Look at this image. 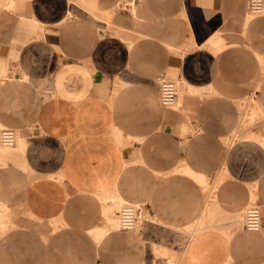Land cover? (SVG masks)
<instances>
[{"label": "crops", "instance_id": "1", "mask_svg": "<svg viewBox=\"0 0 264 264\" xmlns=\"http://www.w3.org/2000/svg\"><path fill=\"white\" fill-rule=\"evenodd\" d=\"M4 126L0 264H264V12L248 0H0ZM122 199L133 230L114 225Z\"/></svg>", "mask_w": 264, "mask_h": 264}, {"label": "built area", "instance_id": "2", "mask_svg": "<svg viewBox=\"0 0 264 264\" xmlns=\"http://www.w3.org/2000/svg\"><path fill=\"white\" fill-rule=\"evenodd\" d=\"M248 10L252 15L264 12V0H248ZM159 98L166 107L177 105L178 85L176 79L169 77L159 78ZM15 131L12 127L4 126L0 128V144L10 146L14 143ZM141 210L137 203L123 202L119 208V227L133 230L140 218ZM243 227L251 230H258L261 227V209L257 203L247 205L242 215Z\"/></svg>", "mask_w": 264, "mask_h": 264}, {"label": "rangeland", "instance_id": "3", "mask_svg": "<svg viewBox=\"0 0 264 264\" xmlns=\"http://www.w3.org/2000/svg\"><path fill=\"white\" fill-rule=\"evenodd\" d=\"M178 90H179V88H178ZM178 94H179V92H178ZM173 107L175 108V107H177V105H175V106H173ZM5 153H6V154H9L10 152H5ZM126 201H128V200H124V199L120 200L119 205L117 206V212H118V209L120 208L121 204H122L123 202H126ZM253 202H255V200H251V201H250V204L253 203ZM117 212H116V213H117ZM140 216L142 217V214H141ZM114 225H115V227L117 226V219L115 220ZM185 229L188 230V227H186ZM164 250H165V249H163V254H165V251H164ZM166 264H176V263H175L171 258H168Z\"/></svg>", "mask_w": 264, "mask_h": 264}, {"label": "bare ground", "instance_id": "4", "mask_svg": "<svg viewBox=\"0 0 264 264\" xmlns=\"http://www.w3.org/2000/svg\"><path fill=\"white\" fill-rule=\"evenodd\" d=\"M179 91V90H178ZM179 95V94H178ZM178 101V100H177ZM16 138H17V134H15V140H14V143L12 144V145H10V146H4V145H2V144H0V146H2V147H13V146H15V144H16ZM118 211H119V209H118ZM138 224V223H137ZM117 228H120L119 227V216H118V212H117Z\"/></svg>", "mask_w": 264, "mask_h": 264}]
</instances>
